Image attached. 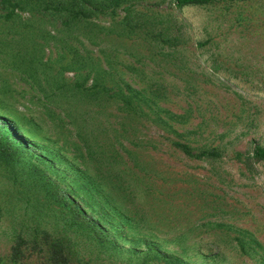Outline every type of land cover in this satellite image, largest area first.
Returning a JSON list of instances; mask_svg holds the SVG:
<instances>
[{
  "label": "trees",
  "instance_id": "1",
  "mask_svg": "<svg viewBox=\"0 0 264 264\" xmlns=\"http://www.w3.org/2000/svg\"><path fill=\"white\" fill-rule=\"evenodd\" d=\"M148 1L0 0V69L31 88L28 104L38 109H17L24 92L0 71V225L10 242L0 264H114L126 258L130 264H219L225 243L249 255L261 248L251 233L227 221L205 220L201 231L190 219H170L178 207L170 204L167 183L189 179L167 177L135 149L156 146L138 137L142 115L174 133L172 122L184 121L159 106L166 96L161 85L131 87L114 68L123 65L117 56L129 49L125 39L170 41L166 26L153 29L167 19L135 10ZM169 1L178 9L233 7L240 25L264 16V0ZM104 15L110 24L96 21ZM83 39L97 46L96 54ZM201 130L196 124L182 132ZM168 144L210 163L217 182L226 180L213 164L225 145L194 146L179 137ZM232 154L253 172L264 162V144L252 142L245 155ZM214 197L202 207V219L225 212L224 199Z\"/></svg>",
  "mask_w": 264,
  "mask_h": 264
},
{
  "label": "rangeland",
  "instance_id": "2",
  "mask_svg": "<svg viewBox=\"0 0 264 264\" xmlns=\"http://www.w3.org/2000/svg\"><path fill=\"white\" fill-rule=\"evenodd\" d=\"M134 8L167 19L165 24L153 29L157 32L166 26L168 29L163 33L170 41L125 39L129 49L117 56L123 65L115 62L114 68L122 71L121 76L131 87L145 89L150 85L153 88L154 83L161 85L166 96L158 100L159 106L184 116L183 123L172 122L176 133L162 130L158 123L147 120L144 115L140 118L143 125H138L141 128L138 137L156 143L153 149L135 148L141 151L139 154L150 155L149 159L152 158L167 177L189 179L187 183L178 179L167 183L165 189L171 194L170 204L178 207V212L169 210L170 219L174 215L180 216L181 223L190 219L194 225L201 224V231L205 220L227 221L245 229L261 248L255 246L256 252L249 255L225 243L221 246L225 258L219 264H264V162L257 164L255 171L247 172L240 158L232 154L236 151L245 155L252 142L264 144V16L257 19L258 14L252 15L253 20L240 25L232 18V11H236L233 7L228 11L202 6L178 9L169 0H149ZM96 21L105 25L112 22L107 15L98 16ZM123 40L119 42L124 44ZM83 42L96 54L97 46L85 39ZM99 45H105L104 41ZM113 53L111 51V55ZM211 64H216L217 68L212 69ZM132 65L135 71L129 68ZM0 71L7 76L12 88L24 92V96H18L17 109L23 110L22 104L29 105L30 112L36 114V106L28 104L31 88L15 79L13 72ZM65 75L72 76V72ZM196 124L201 125V132H182ZM222 131L223 136H218ZM178 133L183 134L178 136ZM177 137L194 146L225 145L226 150L213 164L226 180L217 182L210 163L185 157L169 147L168 139ZM181 188L187 192H178ZM216 194L224 199L225 212L202 219V207L207 200L216 199ZM215 231L218 230L211 228L209 232ZM221 232L223 234V230ZM9 243L0 225V254L7 252ZM213 249L216 250L214 246ZM116 263L130 264V261L126 258Z\"/></svg>",
  "mask_w": 264,
  "mask_h": 264
}]
</instances>
